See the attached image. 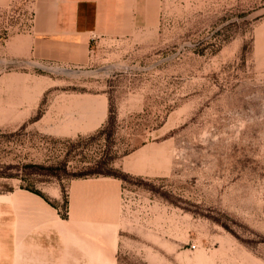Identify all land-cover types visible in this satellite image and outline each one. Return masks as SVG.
Here are the masks:
<instances>
[{
  "label": "rangeland",
  "instance_id": "rangeland-1",
  "mask_svg": "<svg viewBox=\"0 0 264 264\" xmlns=\"http://www.w3.org/2000/svg\"><path fill=\"white\" fill-rule=\"evenodd\" d=\"M31 12L0 8V195L65 219L71 181L116 178L99 264H264V0H147L84 65L12 60Z\"/></svg>",
  "mask_w": 264,
  "mask_h": 264
},
{
  "label": "crops",
  "instance_id": "crops-1",
  "mask_svg": "<svg viewBox=\"0 0 264 264\" xmlns=\"http://www.w3.org/2000/svg\"><path fill=\"white\" fill-rule=\"evenodd\" d=\"M13 1L0 0V8ZM27 3L30 25L7 43L9 57L66 65L87 63L95 41L130 35L138 22L135 9L147 6V0ZM99 125L96 118L88 131ZM121 189L122 182L112 177L74 179L65 219L60 207L33 191L19 188L0 195V264H99L110 247L114 256Z\"/></svg>",
  "mask_w": 264,
  "mask_h": 264
},
{
  "label": "trees",
  "instance_id": "trees-1",
  "mask_svg": "<svg viewBox=\"0 0 264 264\" xmlns=\"http://www.w3.org/2000/svg\"><path fill=\"white\" fill-rule=\"evenodd\" d=\"M33 191V190H32ZM34 193H36V194H38V195H40V196H42L43 198H45V196L42 194V193H40V192H38V191H33ZM46 199V198H45Z\"/></svg>",
  "mask_w": 264,
  "mask_h": 264
}]
</instances>
